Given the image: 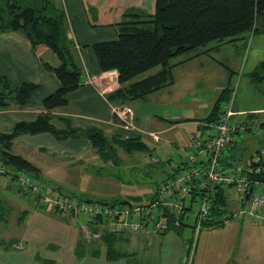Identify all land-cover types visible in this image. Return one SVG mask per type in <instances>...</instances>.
<instances>
[{
    "label": "crops",
    "instance_id": "obj_1",
    "mask_svg": "<svg viewBox=\"0 0 264 264\" xmlns=\"http://www.w3.org/2000/svg\"><path fill=\"white\" fill-rule=\"evenodd\" d=\"M144 1L130 0L131 3H128V0H59L70 19V24L67 23L68 36L73 41L74 61L80 66L83 74L79 82L80 87L67 96V105L52 110L50 114L55 118L67 119L74 128L80 130L93 127L100 129L107 137L118 136L122 139L140 137L153 148V161L163 163L172 161L174 158L181 160V162H171L168 165L172 172L173 166L189 159L191 154V150L187 147L189 136L199 140H206L210 137L212 129L204 128L199 124L205 122L210 115L215 100L228 83L233 87L231 71L226 67V75H222L221 78L216 77L217 73L212 66L215 59L209 51L219 50L220 46L226 43L234 45L232 43L236 41L226 39L223 42H217L218 44L214 48L203 51H195L199 48L193 49L175 57V61H173L174 58L171 59L169 65L173 83L151 92L143 101L131 102L134 114L125 116L130 126L123 122H117V117H114L112 112V106L105 98L119 87L116 79L117 74L114 70L100 72L90 46L94 43L115 40L116 34L111 25L116 23V20H121L122 13L127 9L137 8L139 12L145 13L148 6L145 7ZM131 5L133 7H130ZM147 13H151V11H147ZM45 63L54 69L60 65L57 56L45 45L31 46L22 31H9L0 34V76L6 77L13 86L29 82L38 87L31 96L28 106L18 108L12 105L11 108L0 111V134L11 132L13 126L18 122L35 120L41 111L39 109L40 101L59 87L55 74L44 69L43 64ZM159 69L158 66V69L154 68L133 81L156 74ZM217 70L219 71V69ZM126 103L123 104L126 105ZM235 103L237 102L234 101V112L237 114L232 120L234 125L241 124L243 121L247 123V116H251L252 113L256 117L264 112V108H246ZM118 108L124 109V106L119 104ZM252 120L256 121V118ZM244 128L245 125L243 130ZM236 137L238 136H234V138ZM12 144V154L21 156L39 168L40 177L54 187H61L67 182L69 183V179L65 181L66 173L68 172L67 175H70L69 170H73L74 175L81 174L86 178H91L85 169L88 170L90 165L100 161L90 142L84 138L57 141L47 132L17 136ZM34 214L28 217L30 222L35 216ZM235 218H238V221L233 220ZM55 221V224L59 223L57 220ZM227 224L231 226L228 229ZM59 225L62 224L59 223ZM83 225L84 223L75 226L77 230V234L74 235L76 236L75 243L82 244L81 227ZM222 226H224V233L227 231L234 235L236 232L234 239H230L225 247L218 248L219 244L211 243L198 255L199 234L190 260L187 255L188 251H178L174 252L175 256L171 252L169 254L170 261L166 263L264 264V221L253 224L246 216H236L226 220ZM213 228L215 227L205 226L207 232ZM183 229L184 227L179 231ZM162 236L163 234L160 233L120 236L116 240L115 247L121 242H125L127 245L129 243L130 246L133 244L148 245L154 239ZM95 242L100 249V244L105 247L100 238ZM165 242V238L160 240L159 249L164 248ZM19 247L23 249L22 245ZM117 252L119 251L117 250ZM213 253L218 259L212 260ZM3 254L4 251H0L1 261H3ZM201 255L206 256L205 261H201ZM132 256H122L116 262H124V258H127L125 260L127 262L128 258ZM197 256L200 257L198 261L194 262ZM11 262L7 264H11Z\"/></svg>",
    "mask_w": 264,
    "mask_h": 264
},
{
    "label": "trees",
    "instance_id": "obj_2",
    "mask_svg": "<svg viewBox=\"0 0 264 264\" xmlns=\"http://www.w3.org/2000/svg\"><path fill=\"white\" fill-rule=\"evenodd\" d=\"M154 2L153 15L131 16L125 13L129 17L128 20L124 19V15L121 21L112 24L116 34L115 40L94 43L90 46L100 72L114 70L117 74L119 87L107 96V100L113 104L143 101L151 92L171 85L173 81L169 63L175 57L214 41L223 42L226 39L237 41L248 32L264 33V0H154ZM9 31H22L33 47L45 45L57 56L60 63L55 69L47 63L43 64L44 69L55 74L59 87L40 101L41 111L35 120L18 122L11 132L0 134V166L2 169L3 167L7 169L6 174H9L11 180L15 181L20 173L28 174L34 179L42 178L39 168L11 152L14 139L25 134L36 135L48 132L57 141L84 138L90 142L92 149L103 163L112 161L116 164L113 146L119 147L126 153L152 154L153 148L140 137L127 139L118 136L107 137L100 129L93 127L80 130L74 128L67 119L55 118L50 114L52 110L67 105V96L80 87L79 82L83 74L80 66L74 61L73 41L68 36L65 8L60 5L59 0H0V33ZM158 66L160 67L158 73L133 81ZM249 77L254 83L264 81V61L250 73ZM37 89V85L29 82L13 86L6 77L0 76V111L11 108L12 105L18 108L28 106L31 96ZM234 94V89L228 83L219 93L204 123H216L223 114L228 100L231 98L233 101ZM232 107L234 110V101ZM233 118L234 116L231 120ZM247 118L254 119L255 114L252 113ZM253 121L256 125L257 120ZM247 125L245 121L241 124H233L229 135L240 136L241 130L243 132L249 130ZM236 143V138L234 140L231 138L222 149L219 155L221 169L230 167L237 159L234 153L228 156L222 155L226 148L232 152ZM187 160L173 168L172 173H166V178L162 182L185 171L189 165L197 164L196 161L190 164L191 160ZM170 163L171 161L167 162L168 165ZM152 164L158 165L165 172L163 163L153 161ZM0 174H3L1 170ZM247 177L249 180L259 182L264 191L263 172L248 174ZM48 186L51 185L48 183ZM51 187L64 195V188ZM19 188L28 190L21 186ZM228 188L220 184L214 186L210 192L211 221L205 223L206 227H219L224 224L221 218L229 208ZM153 198L148 203L152 202ZM85 221L88 222L87 219ZM181 228H171L169 231L177 234ZM100 240L105 244L108 260H116L124 255L115 250L117 235L104 234ZM48 263L44 261V264Z\"/></svg>",
    "mask_w": 264,
    "mask_h": 264
},
{
    "label": "rangeland",
    "instance_id": "obj_3",
    "mask_svg": "<svg viewBox=\"0 0 264 264\" xmlns=\"http://www.w3.org/2000/svg\"><path fill=\"white\" fill-rule=\"evenodd\" d=\"M144 2L145 7L148 6L147 11H151V13H147V11L145 13L139 12L137 8L127 9L122 13L121 20L125 13L131 16L136 14L153 15L154 0H145ZM128 3H131L130 0H128ZM130 7H133V5ZM65 17L66 25L67 23L70 24L66 10ZM125 17L124 19H129L127 15ZM121 20H116V22ZM216 44L218 43L214 41L195 51L214 48ZM232 44L234 45L226 43L220 46L219 50L209 51L215 59L212 66L217 73L216 77L221 78L222 75H226V67L232 75V88L235 91L233 100L237 102L235 104L246 108L263 109L264 83L254 84L249 76L264 61V33L252 34V32H248ZM173 61H175V58ZM156 68L158 69V67ZM232 96L233 93L231 98ZM105 98L107 99V97ZM231 98L228 100V104L233 102ZM127 103L126 105L121 104L124 109L118 108L119 103L109 102V105L112 106L114 117H117L116 121L130 126L127 117H125V110L129 109L132 114H134V110L131 102ZM255 118L257 125H254L253 120L247 118V128L249 130L241 132L240 136L236 137L237 143L234 150L231 152L226 148L222 153L223 156L234 153L237 157L235 163L242 165L256 151L264 155V112L256 115ZM250 127L252 130H250ZM231 138L234 140L233 136ZM113 148L117 159L116 164L112 161L106 163L97 161L96 164L90 165L88 170L85 169L91 175V178H86L81 174L74 175L73 170H69L70 175H67L68 172L65 175V181L69 179V183L67 182L64 185L65 187L61 186L64 188V195L56 192L51 186L49 187L48 182L42 178L35 179V181L48 196L53 195L64 202L75 200L76 204L78 202V204L87 203L89 205L95 203V205L98 204V206L110 210L118 208L120 205L127 207L146 205L155 195L156 186L158 185L156 183L162 182L161 180L166 178V173H172L167 162H163L164 172L158 165L152 164L153 154L150 155L146 152L126 153L117 146H113ZM179 161L181 162V160L174 158L171 162L178 163ZM0 170L3 172V174H0V202H2L0 203V251H4L3 261L0 260V264H7L12 260L11 264H44V261H48V264H167L166 262L170 261L169 254L171 252L174 254L178 251H187V243L190 239H193L194 234L191 228L193 218L189 216L186 223L187 227L179 231L180 233L176 234L173 231H168L162 237L154 239L151 244L143 246L134 244L130 246L129 243L127 245L125 242H121L115 247L116 252L118 250L119 254H124L123 256L136 255L135 257H129L127 262H125L127 258L123 259L124 262H116L117 259L108 260L106 248L100 244V249L92 238L91 240H85L82 232V244L75 243L76 236L74 235L77 234L75 226L85 224L86 221L83 218L80 216L72 217L66 211L62 210L60 212L52 207L41 205L40 201H37L29 190H20L18 180H11L9 174H6V168L3 167L2 169L0 166ZM123 200L126 202L121 203L120 201ZM237 210L236 203L230 201L227 212L230 211L233 214ZM33 213H35V216L30 222L28 217ZM54 219L63 226L59 223L55 224ZM86 219L89 230L94 234L98 233L100 238L104 234H111L103 232L104 230L99 228V223L102 220L90 217ZM233 220L238 221V218ZM227 226V229L231 227L230 224H227ZM223 229L224 226H219L208 232L205 228L201 230L198 238L200 240L197 249L198 255L202 249H207L211 243L219 244L218 248H223L230 239H234L236 232L232 235L227 231L224 233ZM120 236L128 235L120 234L117 235V238ZM162 238H165L166 242L164 248L159 249ZM20 245L23 246V249L19 247ZM9 255L10 257H8ZM199 257L197 256L194 262L198 261ZM214 258L218 259L213 253L212 260ZM205 260L206 256L201 255V261Z\"/></svg>",
    "mask_w": 264,
    "mask_h": 264
},
{
    "label": "built area",
    "instance_id": "obj_4",
    "mask_svg": "<svg viewBox=\"0 0 264 264\" xmlns=\"http://www.w3.org/2000/svg\"><path fill=\"white\" fill-rule=\"evenodd\" d=\"M125 114L132 115L129 109ZM234 112L232 102L224 107V112L216 123H200L204 128H211L212 134L207 140H199L189 136L187 147L191 150L190 164L182 172L177 173L169 180L157 183L156 197L153 202L146 205H120L118 208L107 209L93 204H76V201L64 202L53 195L48 196L28 174L20 173L17 176L19 186L33 193L34 198L41 205L52 207L60 212L66 211L72 217L80 216L102 220L99 228L103 232L115 235H149L154 233L164 234L171 228L187 226L189 216L193 218V239L187 245V255L190 260L197 244V238L205 223L211 221V191L214 186L223 184L228 188V203L233 201L237 205V212L228 211L223 214L221 221L232 219L236 216H246L253 224L264 221V191L263 186L248 179V174L264 173V155L255 153L242 165L232 163L230 167L221 169L219 155L227 142L233 127L232 117ZM175 165L173 168H175ZM193 188L195 190H193ZM197 193L193 195L192 193ZM193 196V198H192ZM78 201V200H77ZM85 240H97L99 234H94L85 223L82 226Z\"/></svg>",
    "mask_w": 264,
    "mask_h": 264
}]
</instances>
